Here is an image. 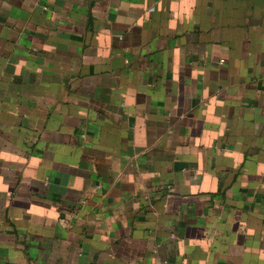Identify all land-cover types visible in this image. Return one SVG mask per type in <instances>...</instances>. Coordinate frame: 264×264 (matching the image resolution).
<instances>
[{
    "label": "crops",
    "instance_id": "1",
    "mask_svg": "<svg viewBox=\"0 0 264 264\" xmlns=\"http://www.w3.org/2000/svg\"><path fill=\"white\" fill-rule=\"evenodd\" d=\"M0 264H264V0H0Z\"/></svg>",
    "mask_w": 264,
    "mask_h": 264
}]
</instances>
